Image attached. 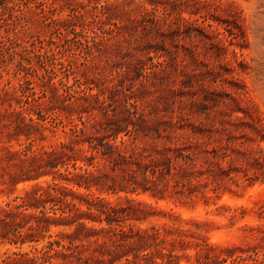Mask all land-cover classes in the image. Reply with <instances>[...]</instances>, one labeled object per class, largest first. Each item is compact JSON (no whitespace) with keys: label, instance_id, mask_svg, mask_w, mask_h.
Returning <instances> with one entry per match:
<instances>
[{"label":"rangeland","instance_id":"1","mask_svg":"<svg viewBox=\"0 0 264 264\" xmlns=\"http://www.w3.org/2000/svg\"><path fill=\"white\" fill-rule=\"evenodd\" d=\"M0 8V264H264V0Z\"/></svg>","mask_w":264,"mask_h":264},{"label":"trees","instance_id":"2","mask_svg":"<svg viewBox=\"0 0 264 264\" xmlns=\"http://www.w3.org/2000/svg\"><path fill=\"white\" fill-rule=\"evenodd\" d=\"M9 2H14V0H0V8L6 9L11 7L10 5H8Z\"/></svg>","mask_w":264,"mask_h":264}]
</instances>
